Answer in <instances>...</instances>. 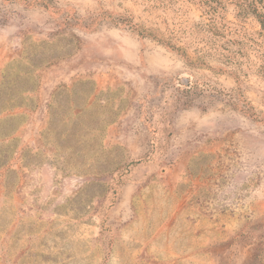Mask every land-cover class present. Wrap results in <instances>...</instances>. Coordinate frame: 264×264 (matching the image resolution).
<instances>
[{
  "label": "rangeland",
  "instance_id": "1",
  "mask_svg": "<svg viewBox=\"0 0 264 264\" xmlns=\"http://www.w3.org/2000/svg\"><path fill=\"white\" fill-rule=\"evenodd\" d=\"M80 81L82 121L116 118L75 168L48 129ZM241 96L264 113L245 0H0V264H264V122Z\"/></svg>",
  "mask_w": 264,
  "mask_h": 264
},
{
  "label": "trees",
  "instance_id": "2",
  "mask_svg": "<svg viewBox=\"0 0 264 264\" xmlns=\"http://www.w3.org/2000/svg\"><path fill=\"white\" fill-rule=\"evenodd\" d=\"M245 3L250 10V12L253 14L256 21L259 23L261 29L264 31V0H245ZM99 21V20H98ZM114 23H117L116 20L113 19ZM97 25V23H96ZM125 25L129 26L130 29L135 31L139 36L143 38H149L152 40H155L159 43H161L163 46L169 48L170 50L176 52L185 62L192 66V67H207L214 71H222L225 73H228V70H223L221 68H214L212 66H209V64H206L205 62H196L194 61L191 56L188 54V52L178 46L176 43L158 35L151 31L146 30L142 26L138 24L128 23V21L125 20ZM96 26L93 28L95 30ZM215 35H218L217 28H213L212 30ZM236 80L238 81V76L235 75ZM91 82L88 81H80L79 85H75V87L72 89V93L75 96L71 99L70 105H69V116L66 119H60L53 120V126H51L48 130L49 132L54 133L53 142L55 144L54 148L57 152V155L63 154V156H66L69 158V160L75 162V168L80 163L79 157H87L88 152L92 148H95L97 150H100L102 148L101 145V136L103 133V130L107 127V125L114 122L116 115L109 116V118H104L100 120V126L97 128H90L89 124H85V114L90 110V108L96 103L98 96L93 94V90H86L88 92L83 93L82 98L77 97V87L80 85H84ZM33 91V90H30ZM59 92L55 93L53 96V101L51 107L53 110H60L62 108V104L59 102ZM94 98V100H92ZM241 101L246 103L248 105V108L243 109L245 113L248 115H251L254 117L257 121L264 122V113L263 112H257L250 102H247L243 100L241 96ZM17 106V105H16ZM54 112V111H53ZM55 113V112H54ZM112 115V114H110ZM86 121V120H85ZM72 126V131L70 132L67 130L68 126ZM61 127V130L58 128ZM103 152L104 150L101 149ZM68 163V162H66ZM106 172V170H104ZM113 170H110L109 172H112Z\"/></svg>",
  "mask_w": 264,
  "mask_h": 264
}]
</instances>
